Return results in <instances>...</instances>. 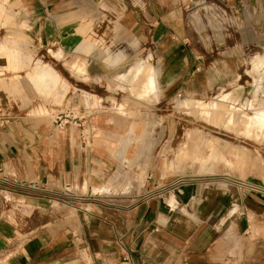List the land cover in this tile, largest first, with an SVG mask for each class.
Returning <instances> with one entry per match:
<instances>
[{"label": "rangeland", "instance_id": "374dc122", "mask_svg": "<svg viewBox=\"0 0 264 264\" xmlns=\"http://www.w3.org/2000/svg\"><path fill=\"white\" fill-rule=\"evenodd\" d=\"M85 1L96 6L87 11L85 3H77L76 33L65 35L32 28L42 20L28 23L21 17L24 0H0V8L7 7L0 14V82L9 91L10 111L44 116L73 138L78 131L73 135L67 127L78 128L94 158H100V139L108 134L111 145L103 149L117 159L82 162L80 180L73 178L61 196L81 192L83 199L104 196L107 203L124 204L153 186L227 179L236 190L264 195V136L246 122L264 110V18H253L259 26L252 34L232 35V49L210 42L204 48L194 43L197 25L210 39L228 31L232 2L188 0L190 47L182 48L174 35L170 48L166 35L150 33V22L155 11L160 18L171 3ZM77 61L83 67L74 70ZM39 67L51 73L44 86L31 79ZM45 193L46 200L28 203L0 193V216L14 205L10 217L33 212L54 218L62 198Z\"/></svg>", "mask_w": 264, "mask_h": 264}, {"label": "crops", "instance_id": "0c3cea01", "mask_svg": "<svg viewBox=\"0 0 264 264\" xmlns=\"http://www.w3.org/2000/svg\"><path fill=\"white\" fill-rule=\"evenodd\" d=\"M163 1L170 7L160 18L157 11L151 15L150 33L159 30L166 35L170 48L174 35L182 48L190 47L188 0ZM173 1H179L180 8L172 9ZM215 1L232 2V26L210 39L197 25V46L206 48L210 42L216 48L232 49L236 41L232 35L252 34L259 26L253 18H264V0ZM79 2L85 3L87 11L96 6L85 0H24L21 17L28 23L42 20L31 24L40 34L72 35ZM43 7H50L47 15ZM8 92L0 82V193L18 195L27 203L46 200L45 192H57L62 199L54 218L33 212L31 217H10L14 205L6 208L0 216V264H264L263 194L236 190L227 179L153 186L149 193L124 204L107 203L104 196L83 199L81 192L62 197L73 178L80 180L82 162L117 160L103 149L111 145L108 134H102L100 158H94L89 140L83 143L78 128L67 127L73 135L78 131V138H73L44 116L10 111ZM85 175L90 179L87 168ZM123 256L127 262H122Z\"/></svg>", "mask_w": 264, "mask_h": 264}, {"label": "bare ground", "instance_id": "6f19581e", "mask_svg": "<svg viewBox=\"0 0 264 264\" xmlns=\"http://www.w3.org/2000/svg\"><path fill=\"white\" fill-rule=\"evenodd\" d=\"M7 7H5V5L1 6L0 8V14H2V12L4 10H6ZM83 67V63L81 61H77L76 63L73 64L72 68L75 69H80ZM141 67H138L136 70V73L140 71ZM49 74H51L47 68L45 67H39L37 68V70L32 74L31 79H33L35 81V83L39 86H44L46 85V79L49 76ZM42 82H44V85L42 84ZM154 80L151 76H149L146 80V86H148L149 88L153 86ZM257 114H259L258 116H250L246 118V122H250L254 127H257V131H261L263 132V136H264V110L261 111H257ZM261 135V136H262ZM262 136V137H263Z\"/></svg>", "mask_w": 264, "mask_h": 264}, {"label": "built area", "instance_id": "2783aa9c", "mask_svg": "<svg viewBox=\"0 0 264 264\" xmlns=\"http://www.w3.org/2000/svg\"><path fill=\"white\" fill-rule=\"evenodd\" d=\"M128 261V257L127 256H123L122 257V262H127Z\"/></svg>", "mask_w": 264, "mask_h": 264}]
</instances>
